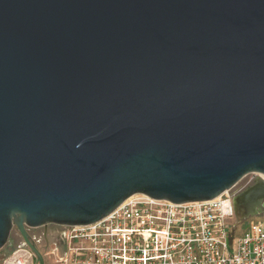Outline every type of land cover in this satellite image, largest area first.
I'll return each instance as SVG.
<instances>
[{
	"label": "water",
	"instance_id": "95a60500",
	"mask_svg": "<svg viewBox=\"0 0 264 264\" xmlns=\"http://www.w3.org/2000/svg\"><path fill=\"white\" fill-rule=\"evenodd\" d=\"M264 175V0H0V249L138 193ZM234 198L240 223L264 178Z\"/></svg>",
	"mask_w": 264,
	"mask_h": 264
},
{
	"label": "built area",
	"instance_id": "2783aa9c",
	"mask_svg": "<svg viewBox=\"0 0 264 264\" xmlns=\"http://www.w3.org/2000/svg\"><path fill=\"white\" fill-rule=\"evenodd\" d=\"M248 175L213 199L174 203L138 193L91 224L50 223L58 229L45 264H264V220L237 230L234 198ZM37 260L24 239L0 249V264Z\"/></svg>",
	"mask_w": 264,
	"mask_h": 264
},
{
	"label": "rangeland",
	"instance_id": "374dc122",
	"mask_svg": "<svg viewBox=\"0 0 264 264\" xmlns=\"http://www.w3.org/2000/svg\"><path fill=\"white\" fill-rule=\"evenodd\" d=\"M259 177L264 178V175L262 173H250L244 182L250 183V182H255L256 179ZM264 220V215H261L260 218H253L249 222H247L245 225L241 223L238 227L237 230L245 228L249 223L251 222H256ZM58 229L57 226L54 224H46L45 226L42 227H30L29 228V233L31 234L32 238H34L36 244L38 245V248L40 249L41 252H45L46 249L49 247V241L52 240V236L54 235L55 231ZM11 238L16 242V244H19L23 241V238L21 237L17 227H14L12 233H11ZM38 261V260H37Z\"/></svg>",
	"mask_w": 264,
	"mask_h": 264
},
{
	"label": "flooded vegetation",
	"instance_id": "af4514ba",
	"mask_svg": "<svg viewBox=\"0 0 264 264\" xmlns=\"http://www.w3.org/2000/svg\"><path fill=\"white\" fill-rule=\"evenodd\" d=\"M245 184H247L246 182L242 183L240 186V189H244L241 193H244V191L249 190L251 187H255V185L257 186V181L249 184V186L245 187ZM262 203H264V199H261ZM254 213H250L248 216L245 217V219L242 221V223L245 225L247 222H249L251 219L253 218H260L261 215H264V205L262 207H255L254 209ZM15 242V241H14Z\"/></svg>",
	"mask_w": 264,
	"mask_h": 264
},
{
	"label": "bare ground",
	"instance_id": "6f19581e",
	"mask_svg": "<svg viewBox=\"0 0 264 264\" xmlns=\"http://www.w3.org/2000/svg\"><path fill=\"white\" fill-rule=\"evenodd\" d=\"M136 196H137V194H136V195H133V196H131V197H129L127 200L133 199V198H135Z\"/></svg>",
	"mask_w": 264,
	"mask_h": 264
}]
</instances>
